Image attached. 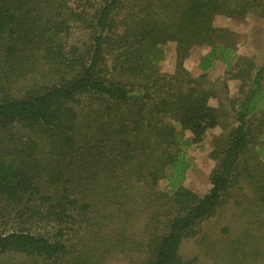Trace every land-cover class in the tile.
Masks as SVG:
<instances>
[{
	"label": "trees",
	"instance_id": "16d2710c",
	"mask_svg": "<svg viewBox=\"0 0 264 264\" xmlns=\"http://www.w3.org/2000/svg\"><path fill=\"white\" fill-rule=\"evenodd\" d=\"M250 14L264 20V0H0V258L196 264L182 245L233 192L264 208V64L214 24ZM168 43L172 74L159 65ZM195 47L210 48L196 78L184 67ZM218 60L222 88L207 75ZM223 99L235 125L214 141L201 197L184 185L185 149L220 127Z\"/></svg>",
	"mask_w": 264,
	"mask_h": 264
},
{
	"label": "rangeland",
	"instance_id": "374dc122",
	"mask_svg": "<svg viewBox=\"0 0 264 264\" xmlns=\"http://www.w3.org/2000/svg\"><path fill=\"white\" fill-rule=\"evenodd\" d=\"M214 24L218 28L227 29L230 33L225 41L231 44L233 51L240 56L255 61L257 66L264 64V20L255 14L245 19L237 17L217 16ZM81 31H73L71 43L82 42ZM176 45L168 43L162 47L163 60L159 63L163 73L172 74L176 70ZM209 47H195L184 61V67L193 77H198L203 71L199 68L200 60L209 53ZM226 68L221 60L207 72L209 81L222 88V82L227 77ZM230 98L239 97L240 81L228 80ZM211 104L218 107V100L211 99ZM220 108L224 117L220 127L210 130L202 143L186 147V158L191 164L187 171L185 187L199 196H204L211 188L210 177L216 166L210 154L214 149L217 137L226 136L234 127V116L225 99ZM160 188H166V182L160 183ZM41 233L53 235L50 227L43 228ZM75 239L73 243H77ZM83 241V234H82ZM92 238L86 236V242ZM183 260H193L196 264H264V208L254 201V194L245 186L244 191L232 193L227 205L219 210L217 215L202 224L198 236L184 242L180 249ZM0 264H50L28 259L23 255L9 254L0 258ZM100 264H140V261L130 260L124 256H109Z\"/></svg>",
	"mask_w": 264,
	"mask_h": 264
}]
</instances>
